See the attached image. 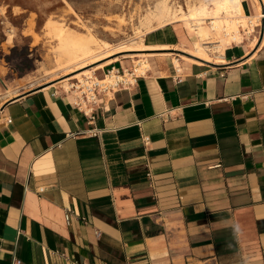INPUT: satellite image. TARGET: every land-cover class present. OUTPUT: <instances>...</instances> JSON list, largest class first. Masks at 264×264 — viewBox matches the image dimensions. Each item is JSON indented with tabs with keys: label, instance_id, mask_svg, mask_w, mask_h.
I'll return each mask as SVG.
<instances>
[{
	"label": "crops",
	"instance_id": "crops-1",
	"mask_svg": "<svg viewBox=\"0 0 264 264\" xmlns=\"http://www.w3.org/2000/svg\"><path fill=\"white\" fill-rule=\"evenodd\" d=\"M241 6L262 16L219 60L176 22L139 38L170 54L91 112L0 89V264H264V0Z\"/></svg>",
	"mask_w": 264,
	"mask_h": 264
},
{
	"label": "rangeland",
	"instance_id": "rangeland-1",
	"mask_svg": "<svg viewBox=\"0 0 264 264\" xmlns=\"http://www.w3.org/2000/svg\"><path fill=\"white\" fill-rule=\"evenodd\" d=\"M156 1L158 0H0V6H5L0 7V89L4 91V96H11L18 90L50 80L67 89L69 86L66 88V82L75 83L81 77L84 80V77H88L83 73L84 70H92L93 66L107 60L111 62L114 57L117 58L116 61L124 62V68L128 71H133L137 66L136 62L148 60L149 57L135 51L120 52L109 59L77 69L75 73L64 75L67 70L58 64L57 40L50 35L52 33L48 32L49 28L45 23L51 19L81 35L91 32L108 43L104 51L109 53L121 45L136 46L141 43L138 42L139 38L149 35L145 33L138 36L135 30L140 17ZM186 1L168 0L173 7L179 4L184 8ZM174 26L186 34L181 22L174 23ZM186 38L187 41L179 47L189 51L193 46L190 36ZM228 39L226 41L229 42L232 38L229 36ZM181 49L175 52L187 54ZM112 68L108 65L104 69H94L91 73L102 78L105 74L102 77L101 74L109 73ZM124 68H120L119 72L122 73ZM77 73L80 75L73 77Z\"/></svg>",
	"mask_w": 264,
	"mask_h": 264
},
{
	"label": "bare ground",
	"instance_id": "bare-ground-1",
	"mask_svg": "<svg viewBox=\"0 0 264 264\" xmlns=\"http://www.w3.org/2000/svg\"><path fill=\"white\" fill-rule=\"evenodd\" d=\"M2 8H5V6H2ZM261 16L262 14L260 13L251 17L246 15L242 10L241 0H187L186 8L179 4L177 7H173L169 4L168 0H158L152 8L146 11V13H143L141 17L139 16L140 19L135 33L138 36H142L164 25H169V23L180 21L183 23L187 33L191 35L193 46L191 50L187 51L192 56L184 54H181V56L189 61L200 63L201 59L212 60V54L214 56L217 55L214 59L219 60L218 53L221 54L223 52L224 43L228 42L226 41L228 37L230 36L232 38L229 42L232 40L239 41L242 39V32L252 30L253 25H255L254 23ZM55 22V20L48 19L45 26L49 28L48 32L52 33L50 35L54 36L57 40L56 51L58 64L61 65L64 70H67L64 72V75L75 73L77 69L98 63L105 58L109 59V57L120 52L135 51L142 53L144 57L145 55L148 57L169 53L168 50L160 49H169L166 47H170V45L143 42L136 46L121 45L117 47L116 50L108 53V51H104L108 43L99 39L93 33L88 32L81 35L77 31L67 29L68 27L56 24ZM108 63H110V60L101 62L97 64V66H93L94 68L92 70L101 68ZM136 63L137 66L134 67V71L138 72L136 74L143 73L145 68L149 66L147 59ZM98 65L100 66L98 67ZM92 70H84L83 73L91 77L93 76L91 73ZM124 73H129L128 69L125 68ZM79 75L80 73H77L74 74L73 77H78ZM123 75L124 74L119 71L111 70L103 79L112 82L115 79L121 78ZM79 80L83 82L82 77ZM71 85L72 83L66 82V88ZM76 86L79 85L76 84ZM69 87L67 89H69Z\"/></svg>",
	"mask_w": 264,
	"mask_h": 264
},
{
	"label": "built area",
	"instance_id": "built-area-1",
	"mask_svg": "<svg viewBox=\"0 0 264 264\" xmlns=\"http://www.w3.org/2000/svg\"><path fill=\"white\" fill-rule=\"evenodd\" d=\"M231 43H236L232 40ZM119 71V70H118ZM129 73L124 74L121 78L115 79L112 82L105 81L103 78H98L97 76L84 77L83 82L77 81L72 83L69 87V91L74 95V104L81 108L84 113L87 111H92V104H95L99 99L100 94H106L118 89L120 86L131 84L135 80L137 74L133 71H128ZM110 73V71H109ZM128 75V76H127ZM78 84L79 86H76ZM85 108H83V107ZM150 175V173H148ZM70 214H65L66 222H69ZM12 264H19V261L13 259Z\"/></svg>",
	"mask_w": 264,
	"mask_h": 264
},
{
	"label": "clouds",
	"instance_id": "clouds-1",
	"mask_svg": "<svg viewBox=\"0 0 264 264\" xmlns=\"http://www.w3.org/2000/svg\"><path fill=\"white\" fill-rule=\"evenodd\" d=\"M239 232H240V226L239 225H235L234 226V234H239Z\"/></svg>",
	"mask_w": 264,
	"mask_h": 264
}]
</instances>
